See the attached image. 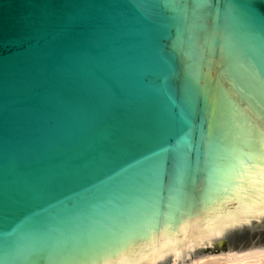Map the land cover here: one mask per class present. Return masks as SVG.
Listing matches in <instances>:
<instances>
[{"label":"water","instance_id":"obj_1","mask_svg":"<svg viewBox=\"0 0 264 264\" xmlns=\"http://www.w3.org/2000/svg\"><path fill=\"white\" fill-rule=\"evenodd\" d=\"M262 115L264 0H0V264L263 254Z\"/></svg>","mask_w":264,"mask_h":264},{"label":"bare ground","instance_id":"obj_2","mask_svg":"<svg viewBox=\"0 0 264 264\" xmlns=\"http://www.w3.org/2000/svg\"><path fill=\"white\" fill-rule=\"evenodd\" d=\"M225 257H227L229 259H232L231 256H224V258ZM213 258H219V257H213ZM224 258H221V259H224ZM248 258H250V259H248ZM246 259H248V260H246ZM195 262H196V264H200V263L205 262V260H203V261H199L198 260V261H195ZM224 264H264V253L260 254V255L252 256V257H247V258H242V259L228 261V262H226Z\"/></svg>","mask_w":264,"mask_h":264},{"label":"rangeland","instance_id":"obj_3","mask_svg":"<svg viewBox=\"0 0 264 264\" xmlns=\"http://www.w3.org/2000/svg\"><path fill=\"white\" fill-rule=\"evenodd\" d=\"M224 256H229L228 254H221V255H211V256H206V257H202V258H198V259H194L192 260V262H195V261H203V260H207L208 258H213V257H219V258H224ZM250 259V258H248ZM246 259V260H248ZM252 259V258H251Z\"/></svg>","mask_w":264,"mask_h":264},{"label":"snow or ice","instance_id":"obj_4","mask_svg":"<svg viewBox=\"0 0 264 264\" xmlns=\"http://www.w3.org/2000/svg\"><path fill=\"white\" fill-rule=\"evenodd\" d=\"M261 120H262V122H264V115L261 116ZM112 258H115V256H113ZM104 264H108V261L107 260L104 261Z\"/></svg>","mask_w":264,"mask_h":264}]
</instances>
